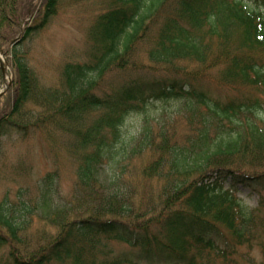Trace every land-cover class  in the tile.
<instances>
[{
  "label": "trees",
  "instance_id": "16d2710c",
  "mask_svg": "<svg viewBox=\"0 0 264 264\" xmlns=\"http://www.w3.org/2000/svg\"><path fill=\"white\" fill-rule=\"evenodd\" d=\"M116 3L120 6L113 12ZM109 4L113 8L97 17L89 35L86 61L66 63L60 85L44 88L33 83L20 45L8 47L13 38L5 30L20 27L16 0H0V53L12 62L15 89L12 98L0 96V146L2 138L34 132L53 142L55 129L65 121L69 126L86 111L100 112L89 126L77 124L66 135L71 141L64 151L74 166L68 194L60 193L54 171L31 189L22 184L13 195L1 197L0 245L9 251L0 255V264L53 259L68 264H251L240 251L257 236L260 209H248L234 192L242 185L264 197V0ZM159 10L162 18L147 60L171 67L170 75L88 91L123 56L118 51L146 32L148 17ZM183 61L193 66L180 67ZM203 81L228 94L224 99L212 95ZM67 96L72 98L61 106ZM156 101L175 103L162 126L154 131L145 120L137 137L123 141L126 119ZM177 120L185 125L181 137ZM144 154L147 162L134 185L125 181L129 162ZM210 177L213 183L205 184ZM152 178L161 187L154 197L145 196L142 191ZM223 182L229 184L226 190ZM33 218L47 228L31 240L27 233ZM112 240L130 250L104 252Z\"/></svg>",
  "mask_w": 264,
  "mask_h": 264
},
{
  "label": "rangeland",
  "instance_id": "374dc122",
  "mask_svg": "<svg viewBox=\"0 0 264 264\" xmlns=\"http://www.w3.org/2000/svg\"><path fill=\"white\" fill-rule=\"evenodd\" d=\"M108 2L109 0H16L18 14L16 19L14 16L13 19L20 24V27L16 32L13 29L5 30L8 37L12 36L13 38L8 47L20 45V54L31 71L33 83L44 88L59 86L62 68L66 63L86 61V51L90 42L89 35L97 17L105 13L109 6L111 9L113 8L111 4L108 5ZM118 6L120 4L116 3L113 12ZM260 10L264 15V6H261ZM161 12V10L156 14L153 12L154 15L148 17L149 23L144 28L146 32H143L141 36L136 35L130 43V48H121L118 51V55L122 54L123 56L118 58V61L113 62V68L109 67L101 72L95 82L89 84L90 87L87 86L88 91L101 93L103 88L104 90L116 89L121 83L131 78L154 79L163 75H170L171 67L152 66L148 62L146 54L154 38V33L159 27L157 21L162 18ZM23 34H27L26 40H22ZM6 56L1 55L8 63L5 68L7 72L5 79L6 83H11L14 78L13 65L12 62L9 63V58L7 59ZM174 57H177V55ZM126 59L130 60L131 66L124 65ZM188 63L190 62L183 61L179 63V66L188 70L193 66L188 65ZM125 67L128 68L124 69ZM218 73L216 72L215 76ZM201 84L212 95L221 99H224L225 95L228 94L227 90H221L216 84L209 83V81H203ZM1 91H4L6 95L10 94L9 96L12 98L15 89L8 87V85L5 89V85L1 84ZM72 97H76V95ZM72 97L63 98L61 106ZM174 104L173 101H156L148 104L143 112L131 114L122 128L123 141L137 137L145 120L150 122L154 131L157 130L163 124V117L174 110ZM99 114L98 110H89L84 112L78 120L71 121L69 126L65 121L64 126H58L55 129L57 134L52 139L53 142L41 132H34L25 138L20 136H14L10 139L2 138L0 146V199L7 192L13 195L23 185L28 186L30 189L33 188L43 175L54 171L59 174L58 187L60 193L68 194L74 180V166L68 153L64 151L66 144L71 141L66 135L77 124L80 127L89 126ZM177 122L179 124L176 133L181 137L185 131V125L181 120H177ZM146 162L145 154L133 158L127 167L125 181L132 182L134 185V179L139 176L140 169ZM213 181V177H210L205 180V184L211 185ZM221 186L226 190L229 184L223 182ZM160 187L161 182L156 178H152L142 194L154 197L159 192ZM234 196L248 209H260L257 215L259 226L257 236L249 247L242 248L240 255L248 254L246 259H251V264H264V197L262 194L250 192L248 188L242 185L235 187ZM45 228H47V225L43 224V221L39 218H33L27 235L32 240V235L35 232L37 234ZM28 237L24 238L22 243L25 244L29 241ZM106 244L104 252L110 251L117 254L120 251L130 250L122 242L112 240L106 242ZM30 245L35 248L38 243L33 240ZM8 251L9 248L5 244L0 245V255L4 256ZM99 258L103 259L104 254L100 255ZM46 264L68 263L53 259Z\"/></svg>",
  "mask_w": 264,
  "mask_h": 264
},
{
  "label": "bare ground",
  "instance_id": "6f19581e",
  "mask_svg": "<svg viewBox=\"0 0 264 264\" xmlns=\"http://www.w3.org/2000/svg\"><path fill=\"white\" fill-rule=\"evenodd\" d=\"M1 53H0V69H1V72H2V75H3V70H6L5 68L7 67L8 63H6V61L3 59V57H1ZM5 85V87L8 85V87H11L12 86V81L11 83H6V84H3Z\"/></svg>",
  "mask_w": 264,
  "mask_h": 264
},
{
  "label": "water",
  "instance_id": "95a60500",
  "mask_svg": "<svg viewBox=\"0 0 264 264\" xmlns=\"http://www.w3.org/2000/svg\"><path fill=\"white\" fill-rule=\"evenodd\" d=\"M3 74H4V70H3ZM6 88H7V86H6ZM4 91H2L1 93H0V95L3 93Z\"/></svg>",
  "mask_w": 264,
  "mask_h": 264
}]
</instances>
